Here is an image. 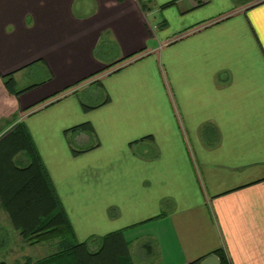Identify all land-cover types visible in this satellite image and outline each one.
<instances>
[{
	"label": "crops",
	"instance_id": "1",
	"mask_svg": "<svg viewBox=\"0 0 264 264\" xmlns=\"http://www.w3.org/2000/svg\"><path fill=\"white\" fill-rule=\"evenodd\" d=\"M155 53L178 116L145 82ZM112 63L129 68L105 85ZM12 131L31 136L77 241L122 230L134 264L216 250L264 264V0H0V137ZM1 203L0 263L23 264Z\"/></svg>",
	"mask_w": 264,
	"mask_h": 264
},
{
	"label": "trees",
	"instance_id": "2",
	"mask_svg": "<svg viewBox=\"0 0 264 264\" xmlns=\"http://www.w3.org/2000/svg\"><path fill=\"white\" fill-rule=\"evenodd\" d=\"M142 52L143 50L129 55L125 63L129 64L133 60H137ZM113 64L115 63L106 67L105 70L107 71L104 70V72H114L122 68H113ZM93 76L95 75H90L73 86L84 83ZM11 80L9 75L5 80L6 84ZM67 90L69 87L40 100L32 108L48 106L58 100L61 95H64ZM20 91H15V93ZM19 126L20 124L17 125V127ZM86 127L87 124L82 123L72 127L71 130L75 132L85 131ZM15 132H20V130ZM12 133L14 132L0 137L1 205L10 218L13 227L19 231L24 240L32 244L57 240V247L53 252L35 259L26 256L22 263L134 264L129 252V242L125 240L122 230L100 236H90L83 241H77L74 238L72 225L31 136L27 133L26 135H11ZM18 153L27 157L25 166H19L16 163ZM15 158L16 160H14ZM214 253L218 256L220 264H228L226 257L220 250H216ZM204 257L191 264H198ZM0 264L5 263L1 262Z\"/></svg>",
	"mask_w": 264,
	"mask_h": 264
},
{
	"label": "rangeland",
	"instance_id": "3",
	"mask_svg": "<svg viewBox=\"0 0 264 264\" xmlns=\"http://www.w3.org/2000/svg\"><path fill=\"white\" fill-rule=\"evenodd\" d=\"M153 6L154 5H151V7H153ZM169 14H170L169 26L165 27L164 29L161 27L160 30H164L165 33H169L172 36L174 34L175 30H177L179 22L174 20L172 13H169ZM232 14H234V13L231 12V15ZM154 15H155V18H153ZM154 15L150 14L148 16V24H149L150 28L152 29V31L155 32V31H157V26H158L157 21L158 20H156L157 17H156L155 13H154ZM226 16L229 17L230 15L227 14V15H225V17ZM233 16L234 15H232L231 17L226 18V19L230 20V18H232ZM242 16L244 17V15H242ZM228 20H225V21L227 22ZM110 51H111V49H110ZM146 59H149V57H145V59H142L141 61L146 60ZM128 68L129 67H125L124 69H122L120 71H116V72H113V73L110 72L108 75H105L101 79V82L103 84H105V85H108L109 82L112 81V79L115 80L118 75H123V72L126 71V69H128ZM162 68H163V66H162L161 63L158 62L157 54L155 53V57H154V61H153V68L148 73L145 82L147 84H149V85H155V86L160 85V84L164 85L165 91L167 90V93H168V96H167L168 103H167V105L169 107V110L171 111V114L175 117V116H178L179 114H178L177 107H176L174 99H173L172 91L170 90L169 82H168V80H166V78L164 76V73L161 70ZM41 76H43V75L42 74L38 75V78H43ZM105 88H106V91H107V87L106 86H105ZM93 90L96 91V92H95V95L90 99L89 102H91L92 104H96V103L101 102L105 98L106 92L104 91V89H102L101 87H98V86H95L93 88ZM78 97H79L80 103L81 102H87L88 103V101L85 99L86 98L85 94H78ZM75 99H78L77 96H75ZM101 123L102 122H99V124H100L99 125L100 132L107 131V129H103L104 128V124L103 123L101 124ZM71 135H73V133H70L67 136L68 139L71 138ZM53 136L55 138L58 137V135H53ZM59 137H61V139H62L64 137V135L59 136ZM63 140L65 141L64 138H63ZM67 141L69 143H72L71 140L70 141L67 140ZM72 144H74V143H72ZM84 146H86V145H84ZM74 148H77V147L74 146ZM14 160H16V158ZM16 231L19 233L18 230H16ZM14 239H17L20 242H18L17 244H16V240L14 242V246H13L14 255H13V257H18L19 260L21 261V263H22V261H24V258L26 256H29L32 259H35V258H38V257H42V256H44L46 254H49V253L53 252L56 249V247H57V240H52V241L43 242V243H39V244H32L29 241L24 240L20 234H16V233H15ZM4 254H7V253H4ZM5 258L7 260H10V257H5Z\"/></svg>",
	"mask_w": 264,
	"mask_h": 264
},
{
	"label": "water",
	"instance_id": "4",
	"mask_svg": "<svg viewBox=\"0 0 264 264\" xmlns=\"http://www.w3.org/2000/svg\"><path fill=\"white\" fill-rule=\"evenodd\" d=\"M199 264H220L219 258L214 254L205 256Z\"/></svg>",
	"mask_w": 264,
	"mask_h": 264
}]
</instances>
